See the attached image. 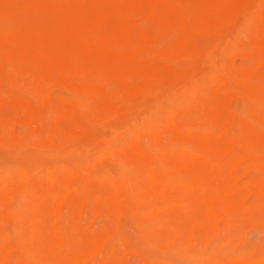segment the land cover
Listing matches in <instances>:
<instances>
[{
  "label": "bare ground",
  "instance_id": "6f19581e",
  "mask_svg": "<svg viewBox=\"0 0 264 264\" xmlns=\"http://www.w3.org/2000/svg\"><path fill=\"white\" fill-rule=\"evenodd\" d=\"M4 1L0 0V6ZM193 1L194 6L190 7L179 0H25L27 18L31 20L29 26L20 25L0 12V70L3 63L10 64L17 54L34 49L60 71L66 81L70 71L91 60L138 66L151 72L159 63L150 64L125 50L119 45V38L114 45L96 44L82 27L94 23L114 30L117 37L126 30L151 41L149 24L158 23L171 34L167 46L171 59L163 63V68L178 74L175 81L164 82L163 75L150 73L147 82L140 86V90L151 97L147 102L135 104L128 99L115 102L106 98L110 106L119 103L125 110L126 121L112 126L111 134L100 141L95 139V143L54 146L33 154L30 151L37 147L26 136L16 135L13 145L0 132V147L15 151L0 160V264H51L53 258L73 264L84 261L98 264L99 256L115 240L124 250H137L129 239L108 227L87 232L85 244L78 245L62 216L66 207L76 208L83 217L85 208L90 205L99 216L101 207L110 206L120 222L122 218H130L142 237L164 240L168 207L177 206L171 197L173 181L168 175L169 156L181 162L180 167L207 179L196 184L179 181L195 197V204L177 206L185 222L198 221L197 209L214 226L227 223L235 205L249 211L264 209V127L245 116V112L250 111L264 115V103L252 96L264 94V75L257 82L246 83L235 81L227 74L239 65L236 59L239 51L253 55L250 67L254 70L264 66V0ZM227 24L235 26L233 31L229 26L232 32L214 40L203 51L192 47L202 30H218ZM243 38L251 41L244 43ZM75 50L81 53L71 56V51ZM201 65L206 69L204 73ZM83 85L98 95H107L106 82L88 80ZM210 85L227 91L216 105L224 107V101L232 97L243 104V109L228 113L217 109L216 105L211 106L232 129L230 135L183 129L178 124L180 119L188 118L187 103L203 105L202 95L211 89ZM41 98L59 101L63 113L72 119V125L77 122L76 114L84 111L83 99L76 92L58 95L50 91ZM35 99L12 92L0 94V110L12 101L19 105L21 115L32 120L39 116ZM165 126L186 140L238 153V156L233 157L230 164L207 160L203 154L174 143ZM146 137L155 142L156 148L143 145ZM111 158L115 159L112 167L107 164ZM245 176H249L246 181ZM23 206L29 209V214ZM49 209L57 211L55 222L47 215ZM223 262L264 264V249ZM146 264L169 263L162 257L148 259Z\"/></svg>",
  "mask_w": 264,
  "mask_h": 264
},
{
  "label": "rangeland",
  "instance_id": "374dc122",
  "mask_svg": "<svg viewBox=\"0 0 264 264\" xmlns=\"http://www.w3.org/2000/svg\"><path fill=\"white\" fill-rule=\"evenodd\" d=\"M179 1L186 6H194L193 0ZM25 6V0H5L2 6H0V12L20 25L29 26L31 20L27 18V8ZM229 26L233 31L232 28L235 27L233 24L223 25L218 30H202L199 32L198 38L193 43L192 47L203 51L214 40L232 32L231 30L229 31ZM82 28H84L89 38L96 44L114 45L117 38H119V45L122 48L129 52L136 53L138 56L146 59L150 64L156 65L159 63L157 64L158 66L156 65L158 68L155 66L154 70L149 72L148 69L143 67L113 65L99 60H91L79 66L78 69L75 67L70 71L67 74L68 80L66 81L65 78L62 79L63 76L60 71L53 68V65L46 60H43V57H40L41 54L38 51L27 49L23 55L17 54L10 64L3 63L1 65L0 94L3 95L4 93L12 92L18 95L35 97V105L39 111V116L31 120L21 115L19 105L12 101L0 110V132L3 133L4 137L13 145L16 135L26 136L32 141L35 147H37L30 151L35 154L37 152L49 150L54 146L65 147L68 145H85L92 143L91 141L95 143V139L97 138L98 141H100L111 134L112 126L122 124L126 121L125 110L118 105L119 103L115 106H110L105 102L106 98H111L115 102L128 99L135 104H140L151 99L148 93L140 90V86L147 82L150 73L154 72L163 75L162 80H164V82H173L177 79L176 77L178 74L175 71L166 70L167 67L163 68L164 64L169 63L171 59L170 51L167 49L171 34L167 33L158 23L149 24V30L153 37L152 39L149 35L152 39L151 41H146L140 35L131 34L126 30H122L117 37V35H114V30H106L102 28V26H98L94 23H86ZM157 34L158 36H156ZM250 41V38H243L244 43ZM71 53L72 56L78 55L81 52L75 50L71 51ZM158 53L163 56L160 54V56H158ZM236 59L239 65L227 72L235 81L246 83L257 82L262 75H264V66L258 70H254L250 67L251 62L254 60L251 53L239 51L236 55ZM200 69L203 73L206 71L203 65H201ZM58 74H60V76ZM130 76H133L132 80ZM88 80L108 83L107 95L103 97L100 94L94 93L91 89L86 88L83 82ZM210 87L211 89L208 88L202 95L205 104L187 103L185 106V113L188 118L180 119L178 124L183 129H204L205 131L218 135H230L232 129L227 127L226 120L216 115L211 109L212 105H216L215 102L218 98L225 96L227 91L217 90L213 85H210ZM50 91L58 95H68L69 93L75 92L80 94L83 99L84 111L76 114V127L72 125V119L69 115L67 116L64 114L65 112L63 113L59 101L53 98H41L42 94ZM252 96L264 103V94H252ZM224 102H226L224 107L220 105H216V107L217 109L223 110L225 113L232 110L243 109L242 102L234 97ZM245 116L264 127V115H259L257 112L250 111L245 112ZM218 124H220L221 127H219ZM77 127H79V129ZM164 129L171 138H174V143L178 142L181 146H185L190 150L203 154L207 160L230 164L231 159L238 156V153L228 152L221 148H217L219 150L217 151V149L212 146L196 144L186 140V137H183L180 133L171 130L167 126H165ZM83 138H85V140L91 139L87 143ZM143 145L150 149L156 148L155 142L148 137L143 139ZM208 147L213 148V151ZM12 152L15 151L8 147H0V160L12 156ZM177 162L178 161L173 157H168V175L169 179L173 181L171 197L174 202L177 203V206L180 203H185L186 205L195 204V197L187 192L179 181L185 180V182L196 184L201 180V182H206L207 179L205 177L203 178V175L197 172L188 171L183 166V168L180 167L181 162ZM107 164L110 167H112V165L114 166L115 159H109ZM183 169L185 170L184 173L182 172ZM174 170L176 173L173 172ZM247 179H249V176L243 178L244 181ZM177 206L171 204L168 207V225L164 229L166 237L164 240L160 241L154 238L142 237L130 218H122L120 222L117 213L110 206L101 207V215L99 216L90 205L85 208L83 217L79 216V211L76 208L66 207L62 210V216L70 230V234L74 236L78 245L85 244L87 232L102 231L107 227L112 229L115 233H120V235L129 239L130 242L136 245V251H128L126 249L124 250L123 245L119 241H112L105 249V253L99 256L98 264H146V260L148 259L162 257L166 258L169 264H233L231 262H221L223 260L235 261L239 256L252 254L264 249V209L260 208L249 211L240 205H235L229 216L228 222L220 223L219 225L215 224L214 226V223L207 219L203 213H199V209H197L198 212L195 211L197 213L195 218L198 220L196 223L192 221L185 222L182 216H180L179 207ZM23 208L25 212L29 214V209L24 206ZM171 211L178 213V215L174 213L169 214ZM47 215L52 221H56L57 211L49 209ZM176 217L180 220H177ZM170 219H172V222ZM198 226L199 229H197ZM201 226L206 227L202 228ZM159 229L163 230L161 227H159ZM185 230L188 231L185 232ZM213 230L217 231V235L215 234L216 231ZM202 235L204 237L203 239L201 237ZM185 236L186 238H184ZM225 243L228 246H226ZM85 263L94 264L87 261L81 262L80 264ZM51 264L73 263L53 258Z\"/></svg>",
  "mask_w": 264,
  "mask_h": 264
}]
</instances>
